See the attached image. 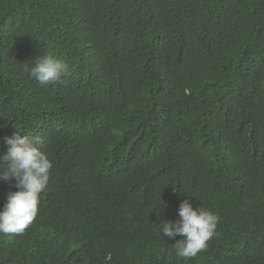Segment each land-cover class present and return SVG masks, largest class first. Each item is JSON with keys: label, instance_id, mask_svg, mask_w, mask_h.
I'll return each mask as SVG.
<instances>
[{"label": "trees", "instance_id": "obj_1", "mask_svg": "<svg viewBox=\"0 0 264 264\" xmlns=\"http://www.w3.org/2000/svg\"><path fill=\"white\" fill-rule=\"evenodd\" d=\"M16 131L53 167L0 264H264V0H0V156ZM184 200L220 217L188 260Z\"/></svg>", "mask_w": 264, "mask_h": 264}, {"label": "clouds", "instance_id": "obj_2", "mask_svg": "<svg viewBox=\"0 0 264 264\" xmlns=\"http://www.w3.org/2000/svg\"><path fill=\"white\" fill-rule=\"evenodd\" d=\"M68 75V64L49 54L39 56L30 69V76L40 85H63ZM4 143L8 147L0 156V180H14L17 191L10 192L0 208V232L22 235L38 214L40 194L48 185L53 165L37 147L38 138L16 131L5 137ZM129 213L133 214L131 210ZM178 216L176 222H163L162 237H183L172 245L175 255L183 260L195 258L207 249L208 241L216 235L220 217L203 207L194 209L188 200L180 203Z\"/></svg>", "mask_w": 264, "mask_h": 264}]
</instances>
